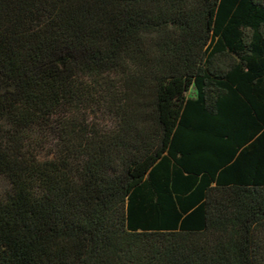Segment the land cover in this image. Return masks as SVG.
I'll return each instance as SVG.
<instances>
[{
    "label": "trees",
    "instance_id": "obj_1",
    "mask_svg": "<svg viewBox=\"0 0 264 264\" xmlns=\"http://www.w3.org/2000/svg\"><path fill=\"white\" fill-rule=\"evenodd\" d=\"M0 179V264H264V0H0Z\"/></svg>",
    "mask_w": 264,
    "mask_h": 264
},
{
    "label": "rangeland",
    "instance_id": "obj_2",
    "mask_svg": "<svg viewBox=\"0 0 264 264\" xmlns=\"http://www.w3.org/2000/svg\"><path fill=\"white\" fill-rule=\"evenodd\" d=\"M94 114H98V117L99 119H103L106 122H108V117H105V114H101V111L100 110H94V111H91V115L93 116ZM5 187V182L4 180L0 179V189H4Z\"/></svg>",
    "mask_w": 264,
    "mask_h": 264
}]
</instances>
